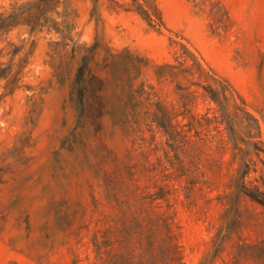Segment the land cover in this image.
<instances>
[{"label":"rangeland","instance_id":"obj_1","mask_svg":"<svg viewBox=\"0 0 264 264\" xmlns=\"http://www.w3.org/2000/svg\"><path fill=\"white\" fill-rule=\"evenodd\" d=\"M31 1L0 0V14ZM57 1L48 17L58 31L0 32V63L16 81L8 94L0 80V264L91 263L94 220L118 213L104 199L114 176L142 196L169 192L154 211L171 218L183 264H264V206L234 188L245 173L247 188L264 193V145L257 156L232 150L200 90L177 117L202 125L193 122L189 147L170 148L149 119L157 99L176 114L189 102L186 79L153 74L181 62L178 44L264 117V0H136L149 22L133 0ZM83 57L80 106L73 78Z\"/></svg>","mask_w":264,"mask_h":264},{"label":"trees","instance_id":"obj_2","mask_svg":"<svg viewBox=\"0 0 264 264\" xmlns=\"http://www.w3.org/2000/svg\"><path fill=\"white\" fill-rule=\"evenodd\" d=\"M133 3L139 15L149 22L143 6L136 0H133ZM57 4V0H33L14 8L8 14H0V32L9 31L19 25H25L32 32H41L45 27L58 31V23L48 17L51 11L54 12ZM178 45L181 62L177 61L176 65L169 63L156 65L153 74L158 82L161 80L171 82L178 76L186 79L189 86L184 90L183 99L189 102L182 103L184 112L176 114L173 109H168L157 99L155 109L149 118L150 123L166 136L170 148L177 147L182 141L189 147L188 133L194 128L193 122L198 128L202 125L193 115L188 117L191 120L187 124H181L177 117L180 115L182 119L187 118L186 113H189L187 106L196 99L197 90H200L201 96L215 106L214 122L223 126L227 143L232 150L240 152L243 156L251 149L257 156L260 152L258 144L264 145L261 139V124L264 129V117L257 119L250 114L244 101L228 80L218 76L186 45ZM87 61V57L82 58L73 78L74 92L80 106L84 101ZM8 71L9 69L0 63V80L5 81L4 89L10 94L16 88V81L8 82ZM194 78L198 82H192ZM192 87L196 90H191ZM143 93L149 96L148 93ZM205 120L208 121L207 118ZM185 126H189L186 131L183 130ZM195 135L197 137L199 132H195ZM189 149L191 152L192 148ZM241 166L247 167L245 160ZM237 176L234 188L240 194L264 206V193L258 188L252 190L247 188L244 183L245 173ZM104 192L105 201L109 205L114 203L118 213L114 215L99 213L94 220V228L89 237L92 253V261L89 264H183L177 235L172 230L171 218L154 211L159 201H166L169 192L159 189L158 192L142 196L136 188L119 181L116 176L108 177L104 182ZM96 207L97 205L94 206V213L97 212ZM208 258H204L199 264H208ZM78 262L76 258L71 264Z\"/></svg>","mask_w":264,"mask_h":264}]
</instances>
